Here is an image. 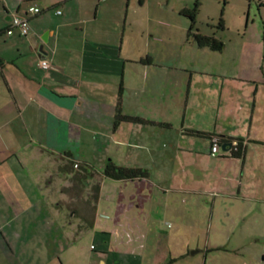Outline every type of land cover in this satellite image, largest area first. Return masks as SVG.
Segmentation results:
<instances>
[{
    "label": "crops",
    "instance_id": "0c3cea01",
    "mask_svg": "<svg viewBox=\"0 0 264 264\" xmlns=\"http://www.w3.org/2000/svg\"><path fill=\"white\" fill-rule=\"evenodd\" d=\"M193 1L0 0V200H56L58 213L61 195L94 200L86 188L95 175L76 178L79 196L62 190L59 178L67 188L74 182L69 157L98 171L109 161L147 170L134 180L102 176L92 202L97 210L109 179L151 193L150 200H123L134 227H143L137 235L165 236V224L152 222L187 213L171 211L172 202L185 200H164L168 192L242 198L246 218L257 214L252 204L264 203V71L246 65L240 40L212 51L188 38L181 12ZM30 5L40 12H28ZM13 15L28 17L27 36L5 32ZM117 110L157 124L114 125ZM214 138L231 149L211 155ZM238 139L242 154L231 156ZM201 177L212 190L195 186ZM191 201L194 213L202 210V200ZM209 203L213 214L215 200ZM85 215L72 211L63 221L73 227L72 217L91 219Z\"/></svg>",
    "mask_w": 264,
    "mask_h": 264
},
{
    "label": "rangeland",
    "instance_id": "374dc122",
    "mask_svg": "<svg viewBox=\"0 0 264 264\" xmlns=\"http://www.w3.org/2000/svg\"><path fill=\"white\" fill-rule=\"evenodd\" d=\"M199 2L197 24L216 31L226 43H245L246 65L250 62L251 68L264 71V0ZM219 19L223 29L218 27ZM95 176L99 181L101 176ZM59 179L62 190L73 195L71 187ZM203 179L194 181L195 186L212 190L211 181ZM93 182L86 188L92 194ZM115 182H105V200L97 210L90 206L93 200L87 204L63 195L65 200H58L62 205L59 213L54 210L56 200H0V264H264V203H253L257 214L246 218V200L242 198L235 201L222 195L214 198L207 193L188 191L179 196L168 192L164 200H185L172 202L171 211L186 207L187 213H171L164 220L152 222L165 224V236L144 231L137 235L143 227L140 223L137 229L134 227L130 214L123 210V200L141 196L150 200L151 193L139 194L132 182ZM32 193L28 190V195ZM155 198L162 200L158 195ZM191 200H202L197 208L203 206L202 210L194 213ZM212 200L216 204L213 214ZM72 211L91 219L72 217V227L63 221ZM144 229L147 231V227Z\"/></svg>",
    "mask_w": 264,
    "mask_h": 264
},
{
    "label": "trees",
    "instance_id": "16d2710c",
    "mask_svg": "<svg viewBox=\"0 0 264 264\" xmlns=\"http://www.w3.org/2000/svg\"><path fill=\"white\" fill-rule=\"evenodd\" d=\"M200 5L201 4H200L199 0H194L191 7L184 8L181 12V14L184 15L185 17H187V19L189 20V27L187 30V36H188V38L192 39V41H194L196 43V45L199 47H206L212 51H221L222 48L224 47V41L221 39V37L217 36L218 34L216 33V31L211 32L209 34L205 33L204 31L200 30L199 25L197 24L196 19H197L198 13H199ZM39 12L40 11H38L37 13H39ZM37 13H33V14H37ZM18 16H22V15H18ZM24 17H26L28 19L27 16H24ZM28 24H29V21H28ZM218 27L220 29H223V23H222L221 19H219ZM9 28H10V21H9V26L5 30L6 33H7V30ZM14 28H17V27H12L11 32H12V29H14ZM204 29H206V28H204ZM10 33H7V34H10ZM28 33H29V30H28ZM42 69H44V68H42ZM45 69H47V68H45ZM114 120H115L114 125H116L117 122H135V123H141V124L142 123L157 124L154 121L145 120L142 117L124 115L119 110L116 111L115 116H114ZM159 124L162 126H169V124H166V123H159ZM186 133L193 135V136H198V137H210L209 133L201 132L198 130H186ZM216 139L218 140L217 142L222 141L221 138H216ZM236 141H237V143H236V145H234L233 149L230 150V154H231V156L237 157V156H240L242 154L243 150H242V146H241V140L238 139ZM66 162H67V163H65L66 165L69 164L73 169L76 170V172L74 173V176H73V181H74L72 183L73 186H70L71 189H69L70 191L71 190L74 191L76 196H79L80 189H78V188H79V185H81V184H79L81 181H77V179L79 177L94 176V175L99 174L101 177L104 176V177H108V178L114 179V180H134V179L145 178L148 175V172L146 169L139 168V167L119 166V165H116L115 163H113L111 161L106 163V165L102 168L101 171L96 170V168L89 163L83 162V163L79 164L78 162H75L72 158H69V157L66 158ZM92 189L94 192H93V194L90 193L89 198L94 199L93 201H95L97 199L98 194H99V181L98 180L95 181V183L92 186ZM85 201L87 204L89 203V200H85ZM93 201H91V205H90L91 207H93V204H92Z\"/></svg>",
    "mask_w": 264,
    "mask_h": 264
},
{
    "label": "built area",
    "instance_id": "2783aa9c",
    "mask_svg": "<svg viewBox=\"0 0 264 264\" xmlns=\"http://www.w3.org/2000/svg\"><path fill=\"white\" fill-rule=\"evenodd\" d=\"M38 11H39L38 8L35 7L34 5H31L28 7V12L37 13ZM56 13H60V10H57ZM12 27H17L21 35L27 36L28 30H29L28 19L24 16L13 15L10 19V28L7 30V33L11 32ZM39 65L44 69L48 68L49 67L48 60L43 59V58L40 59ZM217 141L218 140L214 138L211 143V147H210L211 155H215L220 149L219 147L220 143Z\"/></svg>",
    "mask_w": 264,
    "mask_h": 264
},
{
    "label": "water",
    "instance_id": "95a60500",
    "mask_svg": "<svg viewBox=\"0 0 264 264\" xmlns=\"http://www.w3.org/2000/svg\"><path fill=\"white\" fill-rule=\"evenodd\" d=\"M232 144L229 141H223L220 143V149L221 151H228L229 149H231Z\"/></svg>",
    "mask_w": 264,
    "mask_h": 264
}]
</instances>
